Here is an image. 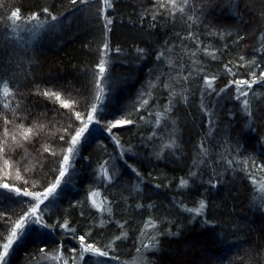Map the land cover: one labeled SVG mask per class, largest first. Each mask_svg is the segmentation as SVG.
<instances>
[{
    "label": "trees",
    "instance_id": "16d2710c",
    "mask_svg": "<svg viewBox=\"0 0 264 264\" xmlns=\"http://www.w3.org/2000/svg\"><path fill=\"white\" fill-rule=\"evenodd\" d=\"M111 2L105 9L103 0H0V170L12 163L29 181L0 178L9 185L0 187V251L38 203L24 192L44 193L55 183L93 105L98 118L69 154L55 191L41 197V222L25 223L7 264H264V171L253 166L264 165V82L243 88L247 110L229 86L264 71V0H176V9L157 0ZM44 8L58 30L31 46L17 31L36 25L27 23L32 13L53 21ZM15 9L18 27L8 20ZM213 76L208 88L205 78ZM121 120L132 123L109 131ZM92 192L110 215L93 206ZM201 201L202 213L188 211ZM85 233L107 257L79 260L74 237ZM151 237L155 246L144 248ZM58 250L61 261L50 258Z\"/></svg>",
    "mask_w": 264,
    "mask_h": 264
},
{
    "label": "snow or ice",
    "instance_id": "6c2138e0",
    "mask_svg": "<svg viewBox=\"0 0 264 264\" xmlns=\"http://www.w3.org/2000/svg\"><path fill=\"white\" fill-rule=\"evenodd\" d=\"M71 2L73 4H75L77 2V0H71ZM81 2L84 3V2H86V0H81ZM183 2L185 4H187L188 0H183ZM103 3H104V6H105V9H108V8L112 7L111 0H103ZM157 3H159L160 7H168L169 5H171L172 9H176L177 8L176 0H168L167 4L161 2V0H157ZM179 11L183 12V8L180 7ZM43 12L47 13L51 17V20L55 21L57 19V17L55 15H51V13L49 12L48 8H44ZM22 19L23 18L20 15L19 9H15V10L11 11L10 15L8 16V20L12 23V25L17 26V27H18V22H21ZM26 19H27V23H29V24H31L32 21H36L37 23L34 26L36 29H42L43 28V24L40 23V17H39L38 13H32ZM105 19H106L105 27L107 28L109 25H111L112 20L110 18H107V17H105ZM153 19H155V16H153ZM188 19H192V17H189ZM241 39H243V37H241ZM104 48L105 49L108 48L107 43H105ZM140 51H142V50H140ZM213 58H215L214 54H213ZM240 60L244 61V57L241 56ZM248 63L250 65H255L256 61H255V59H253V60L249 61ZM105 64H106V61L102 59L100 61L99 65H98V69H99L98 75L101 76V77L103 76V74L105 72ZM225 67L227 68V70L229 72H231V69L228 68L227 65ZM250 77H251L250 79H240V80L231 81L230 85H229V86H231V84H235L236 85L237 92L239 93V95L237 96V99H240V97H245V99H243L242 103H243V105H244L246 110L248 109V106H249V103H250L249 100L246 98L249 95V93L247 91H244L243 88L246 86L248 89H251L254 84H257V83H260V82H264V71H261L259 76H257L255 72H251L250 73ZM185 79H187V77H185ZM215 79H216V77H214V76L213 77H206L205 78L206 86L208 88H211L212 87V83H213V81ZM165 87H167V85H165ZM221 91H223V89ZM2 94H3V96L5 98H7L9 95H11L8 83L6 81L2 82ZM43 94L46 95V96L55 95L57 100L60 99L59 94H53V93H48V92H45ZM96 99L99 100L100 96H97ZM144 103L147 104V101H144ZM4 107L7 108V107H9V105L7 103H5ZM63 107L70 108L71 105L69 103L65 102V103H63ZM96 111H97L96 105H93L92 109H91V112L89 113V115L87 117V121L83 122V126L80 127L75 132V135H73L71 137L70 146L67 149V153L68 154H65L63 156L59 177L57 178L56 182L53 183L49 188H47L44 193H35V194H33L31 192H24V195H26V196H35V198L37 199L38 203L34 207L31 208L29 214H27L25 217H22L20 219V221L16 222L15 225L12 227L11 232L8 235L7 239H6V242H4L2 244V251H0V264H7V259L6 258L9 256V250L12 248L13 242L14 241L18 242V238H23V235L25 234V223L28 222V223H33L34 224V223H40L41 222L42 217L36 216L37 210L39 208V203L43 202L41 197L47 198V196L49 194L53 193L55 191L56 187L59 185L61 178H63L65 176V173L67 171V166L69 165V162H70V155L69 154L74 153L75 145H77V143L79 142L81 136L88 129V124L91 123L94 120V114L96 113ZM166 111H170V109H166ZM162 115H163V113H158L157 114V123H159V120H160ZM76 119H78V120L82 119L79 113H76ZM6 123H7V121H6ZM97 123H98V121H97ZM130 123H132V121H130V120L116 121L115 123L111 124V126L109 128V131H111V128H114L117 125L130 124ZM32 131H33L32 128L25 129L23 131V133H22L23 139H25V140L28 139V136H29V134ZM5 135H7V131H6ZM12 139H13V141H15L16 137L13 136ZM61 139H63V137H61ZM0 151H3V148H0ZM44 151H49V148L45 147ZM53 154H55V153H53ZM229 163H231V161H229ZM243 163L245 165H247L248 161L245 160ZM253 166L259 168L262 171H264V165H255V162H253ZM105 174H106V170H105ZM253 182L255 184V181H253ZM180 183H181L182 187L187 185V181L186 180H181ZM0 187L9 188V185L8 184H2V185H0ZM261 190H264V184L261 185ZM16 191L19 192V189H16ZM98 196H99V193H97V192H92L91 193V197L93 198V206L96 207L98 211H101V212H105L106 211L110 215L111 214V208L110 207H108V208L104 207L105 202L102 201L99 204L96 203V200L94 198L98 197ZM205 207L206 206H205L204 202L201 201L198 208H196V209H188V211H190V212L194 211V212H196L199 215L200 213L203 212ZM32 217H35V218L32 219ZM148 226L151 227L153 225L151 224V222H149ZM62 227H64L68 231L75 232V229H70L68 227V223L67 222H65L64 225H62ZM88 235H90V233H85L84 235H80L78 237H74L75 239L78 240V243H79V249H80L79 260L80 261H84L85 254H88V253H91L92 255H95V256L107 257L108 256V252L107 251H102L100 248L96 247L94 244L86 242V236H88ZM116 239H121V237L117 236ZM150 240L152 241V243L145 244L144 248L147 249V248L155 246V243H154L155 238L151 237ZM72 251L76 252L77 249L73 248ZM137 251L139 252L140 250L137 249ZM40 252L42 254H44L43 257H42L43 259L49 258V254L45 253V250L43 248L40 249ZM50 258L53 259V260H56V261L63 260L62 253H60L59 250L57 251L56 255L51 256ZM63 264H68V262L66 260H64Z\"/></svg>",
    "mask_w": 264,
    "mask_h": 264
},
{
    "label": "rangeland",
    "instance_id": "374dc122",
    "mask_svg": "<svg viewBox=\"0 0 264 264\" xmlns=\"http://www.w3.org/2000/svg\"><path fill=\"white\" fill-rule=\"evenodd\" d=\"M57 22L58 21H46V22L42 23L43 24L42 29H36L35 27L30 29V28H27L26 26L20 27L17 31V37H19V38L26 37L28 39L29 45L35 46V45L39 44L41 41H45L50 33H52V32L56 33L57 32L58 27H59V24H57ZM49 96L56 99L55 95H49ZM56 101H58V100L56 99ZM65 102H67V100H66V98H63L61 100V106L62 107H63V103H65ZM63 108L65 110H68L69 112H71L72 105L70 108H65V107H63ZM96 114L97 113H95L94 120L92 121V123L88 124V129L85 131V133L88 132V130H90V127H92L94 122L96 124V122L98 120ZM62 150L63 149H61L59 147L57 152H59L62 155L63 154ZM6 165H7L6 166L7 168L0 170V178H3L7 182H12V183L19 181V183L22 185H27L29 183L28 179L22 174L20 169H16V167L12 163H10V164L7 163ZM13 167H15V169H13ZM27 224H31V223H27Z\"/></svg>",
    "mask_w": 264,
    "mask_h": 264
}]
</instances>
